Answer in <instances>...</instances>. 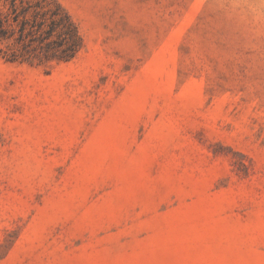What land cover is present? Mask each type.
I'll return each mask as SVG.
<instances>
[{
  "label": "rangeland",
  "instance_id": "1",
  "mask_svg": "<svg viewBox=\"0 0 264 264\" xmlns=\"http://www.w3.org/2000/svg\"><path fill=\"white\" fill-rule=\"evenodd\" d=\"M68 62L0 57V264H264V0H58Z\"/></svg>",
  "mask_w": 264,
  "mask_h": 264
},
{
  "label": "trees",
  "instance_id": "2",
  "mask_svg": "<svg viewBox=\"0 0 264 264\" xmlns=\"http://www.w3.org/2000/svg\"><path fill=\"white\" fill-rule=\"evenodd\" d=\"M84 46L58 0H0V57L9 63L68 62Z\"/></svg>",
  "mask_w": 264,
  "mask_h": 264
}]
</instances>
